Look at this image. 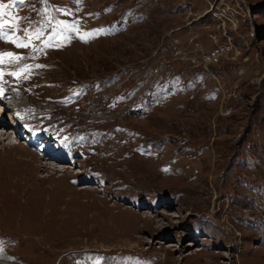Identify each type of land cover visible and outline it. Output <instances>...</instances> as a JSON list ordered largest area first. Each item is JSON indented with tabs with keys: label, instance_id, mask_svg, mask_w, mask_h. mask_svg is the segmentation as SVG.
Segmentation results:
<instances>
[{
	"label": "rangeland",
	"instance_id": "374dc122",
	"mask_svg": "<svg viewBox=\"0 0 264 264\" xmlns=\"http://www.w3.org/2000/svg\"><path fill=\"white\" fill-rule=\"evenodd\" d=\"M0 3V263L264 264V0Z\"/></svg>",
	"mask_w": 264,
	"mask_h": 264
},
{
	"label": "snow or ice",
	"instance_id": "6c2138e0",
	"mask_svg": "<svg viewBox=\"0 0 264 264\" xmlns=\"http://www.w3.org/2000/svg\"><path fill=\"white\" fill-rule=\"evenodd\" d=\"M16 2L22 4V3H24V0H16ZM8 7H9V5L0 3V19H2L5 15H9V16L11 15V13H5V11H4ZM13 19H15V18H13ZM8 24H9V22L7 20H3V22H0V39H8L9 38L8 34L3 31L5 26ZM65 27H67V26H65ZM73 30H75L74 26H73ZM89 35H91V34H89ZM81 38L84 39L83 37H81ZM12 42L15 43L17 47H28L27 43L18 42L15 40H13ZM4 57H10L13 60L21 59L20 57L14 56L13 53H10V52L9 53H2V54H0V63L4 62V60H3ZM21 71H27V69L25 68V69H22ZM2 75H3V73H0V76H2ZM12 75L18 76L19 73H12ZM0 94H3L2 89H0Z\"/></svg>",
	"mask_w": 264,
	"mask_h": 264
},
{
	"label": "bare ground",
	"instance_id": "6f19581e",
	"mask_svg": "<svg viewBox=\"0 0 264 264\" xmlns=\"http://www.w3.org/2000/svg\"><path fill=\"white\" fill-rule=\"evenodd\" d=\"M9 95V93L7 94V93H3V94H0V129L1 128H5V127H7L8 126V124H9V126L10 127H12L13 125H12V123L11 122H9V121H6V122H3V121H1V116H2V114L1 113H5L6 111H7V109H10V105H12L13 104V106L15 107V104H14V101H12L11 102V100H10V95ZM13 97V96H12ZM6 103H8V107H6ZM11 103V104H10ZM14 117H16V116H14ZM12 122H13V120H12ZM8 123V124H7ZM6 135L8 136L9 134H6V133H4V135H2V136H4V137H6ZM13 135L12 134H10V136H8L7 137V139H5V142L7 141V140H9L11 137H12ZM3 137V138H4ZM3 138H1L0 137V139L1 140H4ZM9 144H12V145H9V146H5L4 145V149H6V150H9V151H14V149H17V145H15V141H13V143H9ZM23 151V150H22ZM14 154H19V155H21V156H26V155H28L29 156V154H27V152L25 151H23V152H16V153H14ZM14 154H11V155H14ZM8 155V154H7ZM31 155V154H30ZM15 160V159H14ZM19 160V159H18ZM22 162H24L23 160H21ZM11 162H13V161H11ZM15 162H16V160H15ZM18 163H20V161L18 162ZM58 167V166H57ZM0 264H9V263H0Z\"/></svg>",
	"mask_w": 264,
	"mask_h": 264
},
{
	"label": "built area",
	"instance_id": "2783aa9c",
	"mask_svg": "<svg viewBox=\"0 0 264 264\" xmlns=\"http://www.w3.org/2000/svg\"><path fill=\"white\" fill-rule=\"evenodd\" d=\"M221 48H222V47H218V48H216L212 53H209L208 55H206V56L209 58V62H211L212 60L218 58V55H219L220 53H222Z\"/></svg>",
	"mask_w": 264,
	"mask_h": 264
}]
</instances>
